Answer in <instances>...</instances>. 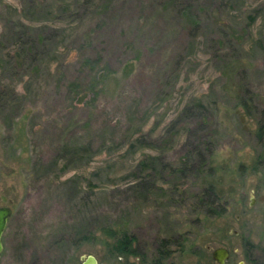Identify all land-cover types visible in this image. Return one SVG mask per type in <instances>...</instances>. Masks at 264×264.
<instances>
[{
	"label": "rangeland",
	"instance_id": "obj_1",
	"mask_svg": "<svg viewBox=\"0 0 264 264\" xmlns=\"http://www.w3.org/2000/svg\"><path fill=\"white\" fill-rule=\"evenodd\" d=\"M260 126L264 0H0V264H264Z\"/></svg>",
	"mask_w": 264,
	"mask_h": 264
},
{
	"label": "trees",
	"instance_id": "obj_2",
	"mask_svg": "<svg viewBox=\"0 0 264 264\" xmlns=\"http://www.w3.org/2000/svg\"><path fill=\"white\" fill-rule=\"evenodd\" d=\"M256 136L258 139H261L264 136V127H259ZM264 177V173L262 175ZM205 213L209 216L219 217L224 214V208L217 207L212 208L211 204H205ZM108 238L110 239V244L107 245L109 247L110 254L115 258H127V257H136L138 254L132 248V244L134 242L133 237L126 235L125 233L115 232L111 229L105 230ZM169 243L167 240H160L158 243V247L155 251V256L151 264H162L169 257ZM145 261H142L144 263Z\"/></svg>",
	"mask_w": 264,
	"mask_h": 264
},
{
	"label": "water",
	"instance_id": "obj_3",
	"mask_svg": "<svg viewBox=\"0 0 264 264\" xmlns=\"http://www.w3.org/2000/svg\"><path fill=\"white\" fill-rule=\"evenodd\" d=\"M10 215L11 210L8 207H0V253L2 251L1 235L5 229L7 220L9 219ZM211 259L216 264H224L228 259V252L224 248H216L211 252ZM81 260V264H96L95 259L91 256H87Z\"/></svg>",
	"mask_w": 264,
	"mask_h": 264
}]
</instances>
